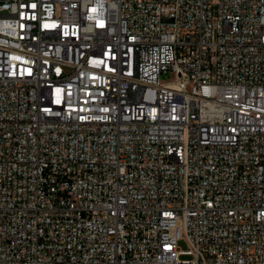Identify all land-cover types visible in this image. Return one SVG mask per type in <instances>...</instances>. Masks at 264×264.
I'll list each match as a JSON object with an SVG mask.
<instances>
[{
    "label": "built area",
    "instance_id": "obj_1",
    "mask_svg": "<svg viewBox=\"0 0 264 264\" xmlns=\"http://www.w3.org/2000/svg\"><path fill=\"white\" fill-rule=\"evenodd\" d=\"M0 264H264V0H0Z\"/></svg>",
    "mask_w": 264,
    "mask_h": 264
},
{
    "label": "rangeland",
    "instance_id": "obj_2",
    "mask_svg": "<svg viewBox=\"0 0 264 264\" xmlns=\"http://www.w3.org/2000/svg\"><path fill=\"white\" fill-rule=\"evenodd\" d=\"M164 80H165V79H164ZM180 246L183 247V248H185V247H186V243H185L184 241H181V242H180Z\"/></svg>",
    "mask_w": 264,
    "mask_h": 264
}]
</instances>
